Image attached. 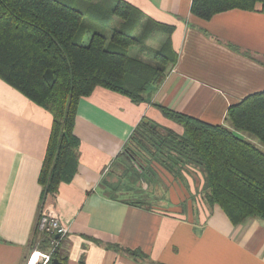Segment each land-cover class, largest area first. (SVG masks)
I'll list each match as a JSON object with an SVG mask.
<instances>
[{"label":"crops","instance_id":"0c3cea01","mask_svg":"<svg viewBox=\"0 0 264 264\" xmlns=\"http://www.w3.org/2000/svg\"><path fill=\"white\" fill-rule=\"evenodd\" d=\"M126 1L152 21L174 26L171 41L178 60L149 91L150 101L134 102L103 86L80 99L75 126L79 167L71 181L61 183L48 211L68 227L60 248L68 257L65 264H264V219L234 225L219 205L210 208L201 194L191 199L194 187L175 180L159 205L125 197L135 195L125 183L130 177L119 167L122 160L130 161L124 147L144 119L183 133V126L154 103L225 123L233 103L264 90L261 5L205 20L192 13L193 0ZM160 33L150 37L161 42L159 47L166 39ZM141 51L145 55H134L149 61L148 52ZM52 124L48 109L0 77V264H24L35 248L51 249L52 240L43 239L48 233L36 229ZM122 186L128 190L119 191ZM119 247L139 249L148 258L137 259Z\"/></svg>","mask_w":264,"mask_h":264},{"label":"trees","instance_id":"16d2710c","mask_svg":"<svg viewBox=\"0 0 264 264\" xmlns=\"http://www.w3.org/2000/svg\"><path fill=\"white\" fill-rule=\"evenodd\" d=\"M258 4L264 12V0H193L191 11L208 20L233 8L255 10ZM148 25L166 35L161 47L149 49L151 61L128 54L154 31ZM141 27L146 33H138ZM173 31V25L152 21L126 0H0V77L53 115L40 173L42 214L79 167L75 126L80 99L103 86L134 102L150 101L149 91L178 60ZM154 105L184 131L144 119L123 151L138 171L156 174L155 162L171 173V181L182 183L185 169H197L204 175L201 198L210 208L219 205L234 225L264 219V90L233 103L225 123ZM56 234L43 237L48 244L59 242L50 264L54 258L65 264L68 257L60 248L66 239ZM119 248L148 258L139 249Z\"/></svg>","mask_w":264,"mask_h":264},{"label":"rangeland","instance_id":"374dc122","mask_svg":"<svg viewBox=\"0 0 264 264\" xmlns=\"http://www.w3.org/2000/svg\"><path fill=\"white\" fill-rule=\"evenodd\" d=\"M149 27H152V29L154 31H151L149 32L150 35L145 38L143 40L142 43H139L137 45H134V46H131L129 49H128V54L132 57H136L134 55V53H139L138 55H141L143 56V51H141L142 49L144 50V52H148V55H149V49L151 47H159L161 42L159 43L158 41H156L155 39H152L150 37H152L151 35H160V30L156 31V27H154L153 25H148V28ZM144 27H141L138 31V33H146V29H144ZM149 31V29H148ZM141 49V50H140ZM141 53H140V51ZM145 55V54H144ZM146 54V58L148 60H151V56ZM169 68V67H168ZM168 70V69H167ZM256 142L260 144V142L256 139ZM130 145V144H129ZM142 155V154H141ZM144 157V155H142ZM145 158V157H144ZM154 165L156 166V174L154 175H151L150 177V173L147 174V177H142L141 174H139L137 171V167L135 166V164H133V162L131 161H128V160H122L121 162V167L120 170L123 171V173H125L126 175H128L130 177V182H128V180L125 182L126 185H128V183H130V185L133 186V190L131 191V194H134L135 196H131L129 193H126L125 197H128V198H138L141 197V200L142 202H145L147 204H150V205H156V204H161V200H164L161 197L162 193H164L165 189L166 190H169L171 184H173L174 181H171L172 179V176H171V173L170 172H167L166 170H164L162 168V166L160 164H157L154 162ZM137 170V171H136ZM190 171L188 170H184L183 171V175L184 177L187 179L186 181L182 179V183H180L179 181H176L178 183V185L180 186H186L187 187H190V186H193L194 189H195V193H192V195L190 196V198L192 199L193 197V200H194V197L197 196V194H203V183H204V175L201 171H198L197 169L194 170V169H191L189 168ZM121 189L120 190H123V189H126L124 188L123 186L120 187ZM137 189L141 190L143 196H141V194L139 195L138 192H137ZM128 190V189H126ZM202 192V193H201ZM167 193H164L163 195L165 196ZM201 196V195H200ZM202 197V196H201ZM149 198V199H147ZM152 198V199H150ZM38 233H40V230L39 228L36 229ZM41 234H44V233H41ZM53 240V239H52ZM27 263V260L26 262H24V264Z\"/></svg>","mask_w":264,"mask_h":264},{"label":"built area","instance_id":"2783aa9c","mask_svg":"<svg viewBox=\"0 0 264 264\" xmlns=\"http://www.w3.org/2000/svg\"><path fill=\"white\" fill-rule=\"evenodd\" d=\"M38 228L40 233H60L63 237L68 234V227L61 222L59 217L53 215L51 212L42 214L38 222ZM58 245L59 242L53 239L49 252L35 248L31 251L26 264H50Z\"/></svg>","mask_w":264,"mask_h":264},{"label":"water","instance_id":"95a60500","mask_svg":"<svg viewBox=\"0 0 264 264\" xmlns=\"http://www.w3.org/2000/svg\"><path fill=\"white\" fill-rule=\"evenodd\" d=\"M59 236H60V233H57L56 237H59ZM53 264H63V263L58 258H54Z\"/></svg>","mask_w":264,"mask_h":264}]
</instances>
